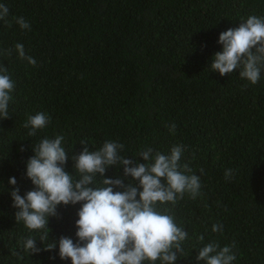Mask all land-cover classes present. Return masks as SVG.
Here are the masks:
<instances>
[{"label":"trees","instance_id":"16d2710c","mask_svg":"<svg viewBox=\"0 0 264 264\" xmlns=\"http://www.w3.org/2000/svg\"><path fill=\"white\" fill-rule=\"evenodd\" d=\"M0 4L9 8L11 24L0 20V68L6 67L15 83L10 116L0 119V264H71L59 257L58 241L67 236L77 242L75 221L83 202L58 205L49 229L29 230L16 222L11 196L13 188L21 196L36 188L26 176V162L42 139L58 135L68 157L64 170L74 181L79 173L72 157L83 150L81 141L90 151L117 142L124 146L119 154L138 163H145L138 155L149 147L153 154L168 155L173 146H182L179 163L188 165L185 174L199 177V194L156 206L188 233L175 264H205L197 260L199 249L213 242L220 248L234 245L232 264H264V67L255 85L240 77L242 66L223 76L210 68L222 51L220 33L251 15L264 17V0ZM21 16L31 30L16 23L14 17ZM17 43L35 66L19 58ZM37 113L50 122L29 136L24 124ZM228 169L232 174L226 178ZM123 173V165L109 166L104 178H123ZM9 177L17 184H9ZM102 181L97 174L92 186L103 187ZM214 224H221L222 232H213ZM46 232L49 237L41 242ZM27 238L36 239L39 253L24 251ZM52 240L56 249L43 250Z\"/></svg>","mask_w":264,"mask_h":264},{"label":"clouds","instance_id":"9594fccd","mask_svg":"<svg viewBox=\"0 0 264 264\" xmlns=\"http://www.w3.org/2000/svg\"><path fill=\"white\" fill-rule=\"evenodd\" d=\"M8 14L9 8L0 4V20L10 27ZM14 19L21 29L31 30L24 17ZM218 43L222 51L214 54L211 70L223 76L242 66L240 77L253 85L258 83L264 67V17L249 16L239 27L220 33ZM15 50L20 59L36 65V60L26 55L23 44L17 43ZM7 52L11 55V49ZM0 73H4L0 74V119H6L10 116L8 106L15 83L6 74V67L0 68ZM49 122L46 114L37 113L28 117L24 127L29 129V136H35ZM169 128L175 133V123ZM63 139L59 135L54 139L44 138L32 148L34 155L26 162V176L36 188L23 196L19 188L11 191L13 206L18 209L16 222H23L29 230L49 229V217L57 215L58 205L83 202L75 221L77 242L67 236L59 238L58 254L62 260L70 258L71 264H143L157 260L160 264H175L178 253H183L181 245L188 233L174 223L172 216L157 211L156 206L157 202L175 204L185 193L193 199L199 194V177L185 174L190 171L188 165L179 163L182 146H173L168 155L153 154L149 147L138 155L145 163H138L121 156L119 150L124 146L117 142L105 141L99 150L90 151L87 142L81 141L83 150L72 157L74 169L79 173V179L74 181L63 167L68 159L61 146ZM120 165L124 168L123 178H104L109 166ZM97 174L103 177V187L92 186ZM231 174L232 170L228 169L225 177ZM128 177L131 179L125 184L123 180ZM23 178L25 174H21ZM8 183L16 185L17 180L9 177ZM114 188L122 190L114 191ZM222 230L221 224L212 226L213 232ZM48 234L44 233L39 240L44 242ZM198 239L203 241V235ZM22 246L30 254L41 251L34 238H27ZM233 246L220 248L218 243H208L199 249L197 260L205 264H232L236 259ZM56 247L57 241L52 240L43 250Z\"/></svg>","mask_w":264,"mask_h":264}]
</instances>
